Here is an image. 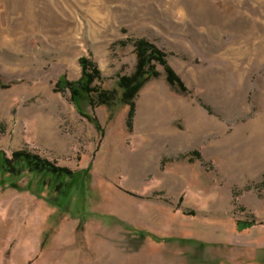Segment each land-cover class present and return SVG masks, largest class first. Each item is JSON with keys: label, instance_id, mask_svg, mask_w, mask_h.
<instances>
[{"label": "rangeland", "instance_id": "obj_1", "mask_svg": "<svg viewBox=\"0 0 264 264\" xmlns=\"http://www.w3.org/2000/svg\"><path fill=\"white\" fill-rule=\"evenodd\" d=\"M140 39L187 91L157 66L132 129L84 106L99 132L64 81L88 58L117 89ZM22 150L78 175L0 187V264H264V0H0V151Z\"/></svg>", "mask_w": 264, "mask_h": 264}, {"label": "trees", "instance_id": "obj_2", "mask_svg": "<svg viewBox=\"0 0 264 264\" xmlns=\"http://www.w3.org/2000/svg\"><path fill=\"white\" fill-rule=\"evenodd\" d=\"M134 51L137 57L136 69L129 76L119 77L117 89L106 90L102 87L101 72L88 58L80 60L82 77L77 82L64 81V89L70 92L71 101L78 113L90 121L99 132L102 131L98 120L89 114L84 106L89 105L94 110L100 106L111 107L121 103L129 107L128 128L132 129L136 112L135 100L148 81L160 76L157 66L164 68L166 80L171 86H177L182 92L187 91L181 79L169 65L164 51L145 39L134 43ZM26 174L36 179L37 189L40 192L47 189L62 197L68 193V187L78 175L29 151H14L10 157L0 151V187L14 185Z\"/></svg>", "mask_w": 264, "mask_h": 264}, {"label": "crops", "instance_id": "obj_3", "mask_svg": "<svg viewBox=\"0 0 264 264\" xmlns=\"http://www.w3.org/2000/svg\"><path fill=\"white\" fill-rule=\"evenodd\" d=\"M3 249H4V248H1V247H0V259L3 257V256H2V250H3ZM5 252H6V251H5ZM4 257L9 258V256H7V255L4 256Z\"/></svg>", "mask_w": 264, "mask_h": 264}]
</instances>
